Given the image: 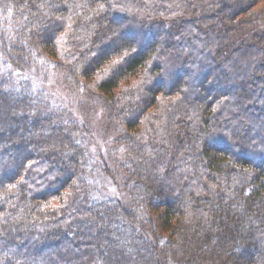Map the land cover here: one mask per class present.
I'll return each instance as SVG.
<instances>
[{"label":"trees","instance_id":"trees-1","mask_svg":"<svg viewBox=\"0 0 264 264\" xmlns=\"http://www.w3.org/2000/svg\"><path fill=\"white\" fill-rule=\"evenodd\" d=\"M254 1L0 0V264H264V31L229 45ZM49 71L105 108L104 162Z\"/></svg>","mask_w":264,"mask_h":264},{"label":"rangeland","instance_id":"rangeland-1","mask_svg":"<svg viewBox=\"0 0 264 264\" xmlns=\"http://www.w3.org/2000/svg\"><path fill=\"white\" fill-rule=\"evenodd\" d=\"M251 1V0H250ZM249 4V3H248ZM248 11H258L264 15V0L254 1L248 7ZM1 21H6V17L0 16ZM264 31V19L257 20L253 28L242 29L238 33L232 36L229 45L230 48L233 46L238 47L241 44H245L252 37L254 33H262ZM2 59L0 58V80L6 79L9 86H16L21 79L16 77L17 73L8 67H3ZM8 68V69H7ZM30 82L32 83V89H40L43 94L46 95L47 101H49L50 107H57L63 109L71 121H74L80 128L86 131L89 150L94 156L96 164L105 161L106 148L105 146L109 142V138L105 137L108 131L106 130V120L104 118L105 108L102 112L96 110L97 108L92 107V109L87 110L86 102L87 99L81 97L76 91L68 90L61 83V79L54 71H49L46 75H43V79L34 75H29ZM28 79V78H27ZM11 88V87H10ZM83 93V92H82ZM80 92V94H82ZM44 99V98H43ZM95 102V101H94ZM97 104L94 103V105ZM102 105L101 103L97 104ZM85 133V132H84ZM111 173L104 174L101 171L96 177H94V182L98 188H100L103 194L109 198H116L123 207H128V198L124 190V175L118 169L110 168ZM104 196V197H105Z\"/></svg>","mask_w":264,"mask_h":264}]
</instances>
